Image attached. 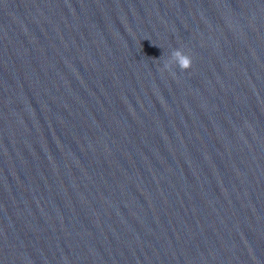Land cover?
Wrapping results in <instances>:
<instances>
[{"label": "water", "instance_id": "95a60500", "mask_svg": "<svg viewBox=\"0 0 264 264\" xmlns=\"http://www.w3.org/2000/svg\"><path fill=\"white\" fill-rule=\"evenodd\" d=\"M0 264H264V0H0Z\"/></svg>", "mask_w": 264, "mask_h": 264}, {"label": "clouds", "instance_id": "9594fccd", "mask_svg": "<svg viewBox=\"0 0 264 264\" xmlns=\"http://www.w3.org/2000/svg\"><path fill=\"white\" fill-rule=\"evenodd\" d=\"M172 57L175 59L177 66L184 71L189 70L192 67V57L186 54L183 50L177 49L172 53ZM166 69H170L171 65L166 63Z\"/></svg>", "mask_w": 264, "mask_h": 264}]
</instances>
